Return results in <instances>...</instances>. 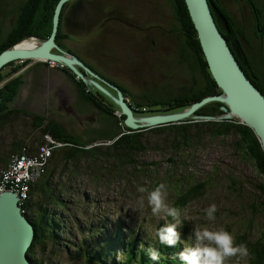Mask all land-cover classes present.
<instances>
[{"label": "trees", "instance_id": "16d2710c", "mask_svg": "<svg viewBox=\"0 0 264 264\" xmlns=\"http://www.w3.org/2000/svg\"><path fill=\"white\" fill-rule=\"evenodd\" d=\"M58 1L26 0L20 8L16 25L0 42V52L31 37L46 40L51 32L52 16ZM70 1L62 10L57 33V43L62 50H66L61 44L66 38L63 33V18L70 6L68 4L78 0ZM208 1L223 17L226 34L224 31L222 33L228 44L231 46L233 41L239 40L247 43V34L240 29L228 11L219 2ZM239 1L249 6L257 27L264 36V6L258 7L256 0ZM171 2L185 43L179 57L181 62H186L192 85L182 90V93L170 95L168 98L155 99L146 96L143 98L144 102H138L127 98L130 95L125 87L111 82L120 89L126 101L128 99L127 103L135 117L180 113L205 97L221 94L209 73L184 1ZM84 5L86 4L83 2L82 9ZM30 63L31 61H24L21 66L11 68L7 74L3 70L9 69L14 63L0 70V130L4 127L12 129L21 120L23 124L29 123L32 132H38L40 137L32 140L27 137L14 138L10 143L0 145V181L2 172L8 168L14 156L34 155L41 147L49 148L50 156L45 170L39 178L28 184V197L22 205L23 214L35 229L32 246L27 252L32 264H52L49 261L50 255L45 253L48 247L52 255L56 254L57 248L68 251L73 247L87 261L90 255L98 261L96 256H106L104 251L109 253L112 248H119L123 250L122 255L125 258L122 264H186L180 258L184 251L185 238H179L173 245H167L159 241L156 233L175 222L186 204L202 195L208 185L213 186L215 183L229 188L236 184L234 177L228 172H223L228 177L227 180L222 178L224 175H217L219 169L215 165L209 173L201 177L196 174V165L199 162L197 156L207 148L230 149L249 162L261 178L260 183L264 188V153L260 144L248 127L236 121L218 120L223 115L222 104L208 103L194 113V117H212L213 121L189 118L173 125L132 131L125 127V117L120 114L118 106L108 102L93 87L76 80L67 69H58L75 85L79 100L96 109L104 118L99 130L100 136L84 141L53 118L10 106L18 96L23 80L19 75L9 78ZM243 70L246 74H253L252 83L264 95V76H259L257 69L250 64ZM47 137L51 142L46 140ZM148 154H159L162 159L149 160L146 158ZM10 183L19 187V182ZM159 184H164V191L173 198L172 203L165 204L176 209L175 217L167 216L163 211L142 216L141 220L144 222L155 221L153 237L144 239L139 232H135L124 239L119 233H108L109 239L105 242L113 244L108 249L103 241L97 244L99 240L95 236L101 230L108 231L106 229L111 225L109 218L113 215L107 210L104 216H97L102 225L89 218L90 208L98 209L94 194L99 187L109 190L111 186H116L114 199H107V202H115L122 197L125 204L131 201L132 204H137L136 207H140L148 203V192ZM141 188L144 191H140ZM262 188L259 187L261 191ZM242 189L238 192L237 188H231L237 195H241ZM237 239L249 250V264H264V234L255 242L247 241L245 236ZM69 240L78 242L73 245ZM87 248L89 251L86 252ZM153 255L155 259L152 258ZM92 261L93 259L90 260L91 263ZM103 263L107 264V261Z\"/></svg>", "mask_w": 264, "mask_h": 264}, {"label": "rangeland", "instance_id": "374dc122", "mask_svg": "<svg viewBox=\"0 0 264 264\" xmlns=\"http://www.w3.org/2000/svg\"><path fill=\"white\" fill-rule=\"evenodd\" d=\"M25 1L0 0V42L16 25L21 13L20 8ZM82 1L86 4L83 9H91L88 13L91 14L84 16L85 12H83V16L76 15L74 17L71 11L66 10L63 23L76 24L75 18L84 17L87 22H78L79 28L80 26L86 29L88 26L91 27L89 21H92L100 26V31L96 29L98 31L97 36L90 37V39L87 37L88 35L91 36V32L88 34L82 32L87 41L85 38L69 37V41L65 45L76 49L81 57H87V52L94 53L96 59L93 63L97 71L105 74L111 81L125 87L131 97H127L129 100L144 102L143 98L146 96L155 99L168 98L170 95L182 93V90L192 85V77L188 74L186 62H181L179 57V53L183 52L182 47L185 43L171 0L170 2L168 0ZM218 2L228 11L240 29L247 34V43L244 40H239L233 44L235 56L240 65L244 69L245 67L248 68V64H250L257 69L259 76H264V36L262 30L257 27L249 6L239 0H218ZM263 2L264 0H256L258 7L264 6ZM73 4L69 3L68 9ZM75 8H81V5H75ZM216 21L219 29L225 31L224 21L219 17ZM125 25H131L129 29L137 32L139 40L125 33L124 30L127 27H122ZM63 28H65V23ZM162 29L168 31L162 32ZM163 37L167 40L166 44L162 43ZM33 38L24 41L34 40ZM75 40L78 42L84 40L86 44L78 45L80 43H75ZM38 43L37 41V45ZM84 59L85 62L90 63L88 58ZM44 64L46 65H41L39 61H31L30 64L21 68L18 74L10 76L9 79L19 75L23 80V86H21L18 96L10 106L14 109H25L37 115L53 118L84 141L98 138L97 136H100L99 130L102 128V120H104L103 116L96 109L79 100L75 85L65 74L57 70V65ZM21 65V62H16L9 69H4L3 73L7 74L11 68ZM110 92L112 97H117L113 90ZM105 98L108 102L114 101L112 98L106 96ZM24 124L19 120L12 129L8 127L1 129L0 145L10 143L14 138L39 139L40 134L32 132L29 123V125ZM146 158L149 160L162 159L159 154H148ZM197 158L199 162L195 172L199 177L209 173L215 165L219 169L217 175H224L222 178L227 180L228 177L223 172H228L230 176L234 177L236 184L231 186L227 183L228 186H231L229 188L226 185L221 186L215 183L213 186L208 185L202 195L188 202L182 209L173 223L179 221L175 230L181 240L185 238L184 249L201 246L195 237V232L201 227L212 229L223 227L232 233L236 244H239L237 238L241 236H245L249 242L260 239L264 234V188H262L261 178L255 169L249 162L243 160L230 149L207 148ZM2 187L12 192L19 190V187L8 182V178H5L3 174L1 175L0 191ZM115 187L111 186L109 190L99 187L94 194V201L98 209L92 207L88 212L89 218L96 220L98 225H102V222L97 220V216H104L107 210L113 214L109 218L111 225L106 229L108 231L101 230L100 234L95 236L99 240L97 244L103 241L106 249H108L113 244L112 242L109 244L105 242L106 239H109L108 233L114 235L119 233L124 239L135 232H139L144 239L153 237L155 235V221L144 222L141 220L142 216L153 214L150 211V205L147 203L136 207L137 204H132L131 201H127L125 204L122 197L115 202L114 200L107 202V199H114ZM231 188H237L238 192L243 188L241 195L234 193ZM28 192L29 185L23 184L18 193L19 206L22 207L23 202L28 197ZM172 202L173 198L167 194L164 203L170 204ZM213 203L216 204L217 211L215 220L209 221L205 218L204 209ZM125 214L128 216L125 217ZM123 216L124 218H122ZM131 223L134 224L131 225ZM69 242L75 245L78 240H69ZM55 251V255L51 254L49 247L45 251L47 256L50 255L49 261L52 264H98L100 261V264H104V261H107V264H111V262H113L112 264H122L125 259L122 255L123 250L119 248H112L109 253L104 251L106 256H96L98 261L94 260L92 255L89 256L88 261L85 260L83 256L75 252L73 247L69 248L68 251H61L59 248ZM87 251L89 248L86 249ZM92 259L93 263L90 262ZM249 262L250 256L239 260L238 264H249ZM226 264H237V258H229Z\"/></svg>", "mask_w": 264, "mask_h": 264}, {"label": "water", "instance_id": "95a60500", "mask_svg": "<svg viewBox=\"0 0 264 264\" xmlns=\"http://www.w3.org/2000/svg\"><path fill=\"white\" fill-rule=\"evenodd\" d=\"M69 1L59 0L56 4L48 38L44 41L33 38L39 42L38 45L40 46L24 50L17 49L18 44H16L12 48L2 51L0 53V70L10 63H22L24 61H44L41 63H52L67 69L87 86H91L102 95L112 98L115 105L118 106L120 114L125 117V127L132 131L173 125L189 118L213 121L212 117H194V113L208 103L218 102L223 105L221 107L223 115L218 120L236 121L238 124L248 127L258 140L264 153V95L252 83L253 74L248 76L242 69L233 47L236 41H233L231 46L228 44L216 21L217 17L224 21L223 17L210 6L208 0L183 1L196 31L209 73L221 94L205 97L180 113L149 115L141 118L134 116L132 109L117 86L102 78L99 73L76 55L66 53L59 47L57 33L61 23L62 10ZM215 1L218 2V0ZM224 25L226 26L225 23ZM69 27L72 34L63 28L64 35L66 33L68 37L76 39L85 33L83 27H80L82 30H79L80 28L76 25H69ZM165 31L168 30L162 29V32ZM224 33L226 34V29ZM132 37L139 40V37L134 36V34ZM161 40H164L163 44L167 43L164 37ZM152 49L154 50V48ZM90 56H93L90 59L91 62H94L96 55L92 53ZM104 86L113 90L117 97H112L110 91ZM18 203L16 192L8 190L0 192V264H32L27 252L32 246L35 229L32 222L23 214Z\"/></svg>", "mask_w": 264, "mask_h": 264}, {"label": "clouds", "instance_id": "9594fccd", "mask_svg": "<svg viewBox=\"0 0 264 264\" xmlns=\"http://www.w3.org/2000/svg\"><path fill=\"white\" fill-rule=\"evenodd\" d=\"M42 65L46 64L43 63ZM58 69L64 68L57 67V70ZM58 71L61 72V70ZM76 80L79 79L76 78ZM164 189L165 185L159 184L149 191L147 196L148 204L151 206L153 214L163 211L167 216L175 217L176 209L168 207V205L164 203V199L167 195ZM140 191H144V189L141 188ZM216 211V204H210L204 209L205 218L209 221L215 220ZM178 223L179 221L158 230L156 235L159 241L167 245H173L178 242L179 234L175 230ZM195 237L196 240L201 243V246L186 247L180 254V258L185 261L186 264H226V261L232 257L237 258L238 264L239 260L246 259L250 255L247 246L244 243L236 244L232 233L225 230L223 227L215 229L201 227L195 232ZM152 258L155 259V255H153Z\"/></svg>", "mask_w": 264, "mask_h": 264}, {"label": "built area", "instance_id": "2783aa9c", "mask_svg": "<svg viewBox=\"0 0 264 264\" xmlns=\"http://www.w3.org/2000/svg\"><path fill=\"white\" fill-rule=\"evenodd\" d=\"M46 140L51 142L49 137ZM38 152L34 155L14 156L8 169L2 172L5 178H8V182H19V190L16 191L17 195L23 184H29L34 179L39 178L45 170L50 150L44 146ZM1 191H5V187H2Z\"/></svg>", "mask_w": 264, "mask_h": 264}, {"label": "flooded vegetation", "instance_id": "af4514ba", "mask_svg": "<svg viewBox=\"0 0 264 264\" xmlns=\"http://www.w3.org/2000/svg\"><path fill=\"white\" fill-rule=\"evenodd\" d=\"M81 4H83V1L82 0H78L76 3H74L73 5H71V7L68 9L69 11H71L72 12V15L75 17L76 15H78V13L76 12V11H79L81 8H75V5H81ZM82 7V6H81ZM109 10V9H108ZM80 16V15H79ZM75 20L77 21V22H87V19H85L84 17L83 18H75ZM91 22V23H90ZM65 23V28L69 31V33L70 34H72V32H71V30H70V27H69V25H71L72 23H68V22H64ZM63 23V24H64ZM89 23H90V26L91 27H87V29L86 28H84V30H86V32H87V34L88 33H92V34H90L91 36H89L88 35V39H90V37L92 38H94L95 36H96V32H97V26H95L94 25V23L92 22V21H89ZM80 27H82V26H80ZM64 28V29H65ZM91 28V29H90ZM134 31V30H133ZM134 32H136V31H134ZM65 36H66V38L65 39H63L62 40V44H63V47L66 49V50H63V51H65L66 53L68 52V53H70V54H73V55H76L78 58H80L83 62H85L84 60V58L83 57H81L77 52V50L75 49L74 50V48H72L71 46H66L65 45V43L66 42H68L69 41V37L66 35V33H65ZM136 36L137 37H139L138 36V34H136ZM164 37H166V35H164ZM84 38L86 39V36H84ZM85 41H87V39L85 40ZM77 51V52H76ZM90 58H93V56L92 57H90ZM90 60V62L92 61L91 59H89ZM86 64H88V65H90L96 72H98L97 71V69L93 66V65H91V63H93V62H91V63H87V61L85 62ZM99 73V72H98ZM99 75L102 77V78H104L105 80H107V81H110V82H114V81H111L110 79H108L107 78V76L105 75V74H103V73H99ZM108 89V88H107ZM109 90V89H108ZM104 96V95H103Z\"/></svg>", "mask_w": 264, "mask_h": 264}, {"label": "crops", "instance_id": "0c3cea01", "mask_svg": "<svg viewBox=\"0 0 264 264\" xmlns=\"http://www.w3.org/2000/svg\"><path fill=\"white\" fill-rule=\"evenodd\" d=\"M91 11V9H89V10H87V9H81V11H80V13H78L79 11H76L77 13H78V15H80V16H83L82 14H83V12H85V14H84V16H88V15H90V14H88L89 12ZM88 14V15H87ZM101 15H104V14H101ZM75 20V19H74ZM76 21V20H75ZM71 25H76V26H78V22L76 21V24H71ZM94 25H96L98 28H97V30L98 31H100V26L98 25V24H94ZM113 25H115V24H113ZM136 25V24H135ZM131 26V25H130ZM130 26H122V27H127L126 28V30H124L125 31V33H127V34H129V35H131V36H133V34H134V36H136V34H137V32H134L133 30H131V29H129V27ZM98 31L96 32V36H97V34H98ZM85 32H86V30H85ZM110 32H114V31H110ZM76 33H78V32H76ZM118 34V33H117ZM78 38H84V34H83V36H81V37H78ZM75 43H80V44H78V45H83V44H86L85 42H84V40L83 41H81V42H78V41H76L75 40ZM91 55V52H87V57H83V58H88V59H90V56ZM98 58H99V56H98ZM91 65H93L94 66V63L93 64H91ZM95 67V66H94ZM96 68V67H95ZM97 69V68H96Z\"/></svg>", "mask_w": 264, "mask_h": 264}, {"label": "bare ground", "instance_id": "6f19581e", "mask_svg": "<svg viewBox=\"0 0 264 264\" xmlns=\"http://www.w3.org/2000/svg\"><path fill=\"white\" fill-rule=\"evenodd\" d=\"M209 2V1H208ZM264 3V2H263ZM71 20V19H70ZM183 38V37H182ZM40 45H37V41L35 40H27V41H24L22 43H20L17 48H20V49H24V50H29V49H33V48H36ZM40 62H44V61H40ZM243 69V68H242ZM36 179H34L32 182H34ZM9 191V190H8ZM14 191V190H13ZM18 196V195H17ZM19 200V198H18ZM21 207V206H20ZM22 209V207H21Z\"/></svg>", "mask_w": 264, "mask_h": 264}]
</instances>
